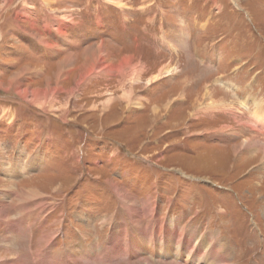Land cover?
Segmentation results:
<instances>
[{"label": "rangeland", "instance_id": "374dc122", "mask_svg": "<svg viewBox=\"0 0 264 264\" xmlns=\"http://www.w3.org/2000/svg\"><path fill=\"white\" fill-rule=\"evenodd\" d=\"M254 103L264 0H0V264H85L161 226L168 260L187 226L264 264ZM143 252L113 264L166 262Z\"/></svg>", "mask_w": 264, "mask_h": 264}, {"label": "bare ground", "instance_id": "6f19581e", "mask_svg": "<svg viewBox=\"0 0 264 264\" xmlns=\"http://www.w3.org/2000/svg\"><path fill=\"white\" fill-rule=\"evenodd\" d=\"M100 51H101V47H100ZM68 57H70V56H68ZM38 98L39 97H36V101L38 102L37 105L38 106L39 105L40 106L45 105V101L47 98L44 101L42 100V98L41 99H38ZM254 104H255L254 105L255 106L254 107V115L252 113L249 116V118L247 116V121L250 124V127L252 130H254L255 132H258L260 135H262V137H264V116L262 115V113L264 112V109L262 108V106H260V104H258V103L257 104L254 103ZM261 110H262V112H261ZM242 124H243V122H242ZM245 124H247V123L245 122ZM258 133L253 134L251 137L246 139L244 144L240 143L239 147H242L245 149H246V147H248V149H251V150L255 147L260 149V150L256 151L255 155L259 154L261 163L264 164V140L260 137V135ZM23 191H22V193H23ZM123 193H126V192L124 191ZM35 194H36L35 191L33 193H31L28 190L24 194L25 195L24 197H26V198L32 197ZM125 195H127V194H124V196ZM20 198H21V196H20ZM121 201L124 202L123 200H121ZM139 209L140 208L135 207V206H129V210L131 211L129 216L132 218H135L136 221H138L137 218L140 214ZM148 211L150 213H152V212H154V208L148 207ZM141 216H142V214H141ZM132 221H133V219H131V222ZM254 225H256V227H257V224H254ZM164 229H165L164 226L163 227L161 226L159 230H156V231L152 230L153 231L152 232V231H147L145 228L143 230V236H144L146 243L145 244L142 243L140 246H135L133 240H134V236L138 234V232H137L138 230L134 229V230H132V232H130V231H126L124 229V227H121L119 229V232L116 235L119 238V240L117 237L112 238V236H111V238H109L107 241L106 248L101 249L100 254L99 253L93 254V255L89 254L88 255L89 261L85 262V264H92V263H94L95 260H98V262H100V263L104 262L105 264H108V263L113 264L114 261L119 262L118 260L121 259V257L124 254H126L128 256V258H131L133 253H134V250H135V256H138V257L140 256L139 257V259H140L142 254L145 253V252H143L144 245H146V248H147L146 253H148L150 256L155 257V258H159L162 261H166V262H162L161 264H167V262H169L168 264H228L229 259H231L230 257L232 256V252L230 254L229 251L225 249V247L226 248H229V247L227 246V244H225V245L222 244V238H220L218 235L217 236L219 238L216 237V235L214 233L213 234L212 233H205L208 235L207 237H205V234H202L203 236L200 235V237H201V241L203 240L202 242H204V243L200 242L199 244H196L195 240L198 236L197 235L198 234L197 228L189 229V228H187V226L186 227H178L177 226L175 229L173 238H172V241L174 244H173L172 252L170 255L171 260H168L169 258L166 256V235H165ZM166 231L168 234L170 231V226L167 227ZM184 232H187V233H184ZM258 233L262 234V232H259V231H258ZM164 235H165V237H164ZM140 239H141V236L138 237V240H140ZM173 256L175 258H173ZM258 259L260 260L263 258L260 257ZM147 262L151 264L150 260H148Z\"/></svg>", "mask_w": 264, "mask_h": 264}]
</instances>
